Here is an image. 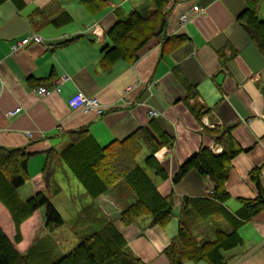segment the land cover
<instances>
[{"label": "crops", "instance_id": "obj_1", "mask_svg": "<svg viewBox=\"0 0 264 264\" xmlns=\"http://www.w3.org/2000/svg\"><path fill=\"white\" fill-rule=\"evenodd\" d=\"M103 2L94 11L79 0L0 2V147L24 148L29 154L25 183L31 185L30 196L45 189L41 169L46 151L64 147L69 131L84 128L103 145L138 128L150 132L158 126L173 137L171 145H162L154 153L167 177L161 179L150 169L145 172L157 190L171 199L168 223L152 225L150 218L143 216L121 224L118 213L122 205L107 192L84 199L80 217L110 220L142 262L169 264L163 249L176 234L182 198L205 196L212 189L208 176L194 169L175 184L171 176L199 146L221 149L212 129L229 126L239 147L224 181L226 209L235 213L241 206L239 200L253 199L257 188L264 194V55L236 20L245 8L244 0H167L162 33L143 44L133 61L116 60L103 68L101 48L111 45L106 32L116 22V13L144 15L152 9L150 0ZM258 4L257 15L264 21V0ZM61 12H66L70 21L60 26L51 23ZM183 14L186 19L181 21ZM31 33L41 42L11 49L13 42ZM174 35L186 39L169 48L164 40ZM60 76L66 79L57 93L39 97L33 91L37 86L49 87ZM185 82L195 91L188 103L182 100ZM76 92L95 97L103 112L70 109L67 100ZM193 103L207 110L199 120L189 110ZM15 108H19L17 113L6 115ZM148 110L155 115H149ZM253 170L257 186L250 177ZM73 189L79 194L74 185ZM203 225L211 228L197 227V241L209 239L217 225L224 226L221 220ZM237 233L240 242L222 251L226 264H264V210L239 225Z\"/></svg>", "mask_w": 264, "mask_h": 264}, {"label": "trees", "instance_id": "obj_2", "mask_svg": "<svg viewBox=\"0 0 264 264\" xmlns=\"http://www.w3.org/2000/svg\"><path fill=\"white\" fill-rule=\"evenodd\" d=\"M79 1L91 11L100 8L104 3L103 0ZM150 1L152 9L144 15L135 11L116 13V22L106 32L111 45L101 48V67L108 68L116 60L133 61L143 44L162 33L166 21L167 0ZM244 1L245 8L236 16V20L264 55V21L257 15L258 0ZM69 21L70 16L66 12H61L50 20L57 26ZM185 39L184 35L168 36L164 43L173 48ZM183 86L185 94L182 100L188 103L189 99L195 97V91L187 82L183 83ZM189 110L197 120L207 112L199 103L190 104ZM212 130L221 151L214 153L208 146L201 145L178 165L171 176V182L175 184L188 170L194 169L197 173L208 176L212 189L205 196L182 198L176 234L163 249L169 264H180L184 261L226 264L222 251L240 242L237 233L239 225L264 210V194L258 188L253 199L239 200L241 206L235 213H230L223 205L228 198L224 181L230 160L239 147L230 135L229 126ZM67 137L68 142L64 147L46 151L41 169L45 189L51 188L53 194L58 192V187L53 182V173L54 164L60 160L89 199H95L110 191L115 201L122 205L118 213L121 224H129L143 216H148L152 225L164 226L168 223L172 217L170 197L157 190L135 159L144 147L148 151L143 158L144 166L161 179H165L167 173L154 157V153L162 145H171L172 136L154 125L150 132L145 128H138L123 139H113L103 145L84 128L69 131ZM28 155L24 148L0 147V204L9 215L16 232V240L20 238V224L41 207L43 224L47 229L64 223L43 190H38L25 199L18 197L17 188L28 180ZM250 177L257 186L256 170L250 172ZM220 220L229 226V230L225 231L217 225L209 239L196 240L194 231L197 227ZM99 223L97 229L81 235L79 242L71 250L59 253L44 264H146L131 252L110 220L103 219ZM41 251L45 253V250ZM33 253L40 256L37 250ZM0 264H34L28 254L20 253L15 248L1 229Z\"/></svg>", "mask_w": 264, "mask_h": 264}, {"label": "rangeland", "instance_id": "obj_3", "mask_svg": "<svg viewBox=\"0 0 264 264\" xmlns=\"http://www.w3.org/2000/svg\"><path fill=\"white\" fill-rule=\"evenodd\" d=\"M145 155L146 151L143 148L135 161L144 171H147L149 169L143 164ZM53 182L61 189L60 192L53 194L51 188L44 189L43 192L57 208L59 215L64 220V223L60 226L50 230L47 229L43 224V209L41 207L38 209L39 211H34L20 224V238L16 240L14 227L6 210L0 204V229L20 253L30 256V261H33L34 264H44L59 253H66L79 242L81 235L97 229L100 225L99 220H84L80 217V205H82L84 199H89V197L85 195L82 187L60 160H57L54 166ZM72 182L75 188H78L79 194L73 189ZM30 189L32 188L28 182L17 188L18 197L20 199L27 198ZM107 193H110V191H107ZM38 214L41 215V218H39ZM222 224H224L223 227L219 226L221 229L224 228L223 230L225 231L229 230V226L225 222L222 221ZM202 227L211 228L209 225H202ZM41 249L45 250V253ZM35 250H37L40 256H36L33 253ZM38 257H42V259Z\"/></svg>", "mask_w": 264, "mask_h": 264}, {"label": "built area", "instance_id": "obj_4", "mask_svg": "<svg viewBox=\"0 0 264 264\" xmlns=\"http://www.w3.org/2000/svg\"><path fill=\"white\" fill-rule=\"evenodd\" d=\"M186 16L183 14L180 16V20L184 21ZM28 42H41V38L37 34H28L17 41L13 42L11 49H15L17 46L27 44ZM65 76H60L54 79L50 86H37L33 89L35 94L39 97L48 96L51 93H57L60 89V85L65 81ZM67 105L72 110H81V111H93L96 114H101L103 112L102 104L93 96L84 95L81 92H76L71 95L67 100ZM19 111V108H15L12 111L6 112L7 116H11ZM148 114L153 116L155 112L153 110H148ZM213 152H220L221 149L217 146L211 148Z\"/></svg>", "mask_w": 264, "mask_h": 264}]
</instances>
